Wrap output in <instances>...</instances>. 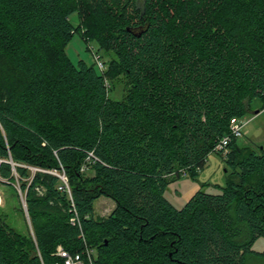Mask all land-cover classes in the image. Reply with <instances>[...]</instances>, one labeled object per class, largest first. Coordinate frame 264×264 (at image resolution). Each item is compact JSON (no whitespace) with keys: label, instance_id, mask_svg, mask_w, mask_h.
I'll list each match as a JSON object with an SVG mask.
<instances>
[{"label":"trees","instance_id":"trees-1","mask_svg":"<svg viewBox=\"0 0 264 264\" xmlns=\"http://www.w3.org/2000/svg\"><path fill=\"white\" fill-rule=\"evenodd\" d=\"M76 32L113 53L105 70L73 62ZM255 98L263 109L264 0H0V184L20 185L32 226L0 213V264H64L59 246L94 249V264H264L263 148L234 138L221 192L165 196Z\"/></svg>","mask_w":264,"mask_h":264},{"label":"rangeland","instance_id":"rangeland-1","mask_svg":"<svg viewBox=\"0 0 264 264\" xmlns=\"http://www.w3.org/2000/svg\"><path fill=\"white\" fill-rule=\"evenodd\" d=\"M70 20L77 26L79 24L78 13H71ZM66 49L73 62L77 63L80 59H83L89 64L97 65L95 54L99 51L98 44L95 41L87 43L80 32L74 34L67 44ZM98 54L101 55V60L106 62L105 67L107 68L109 60L114 56L113 53L99 51ZM115 82L116 85L111 88L110 97L113 100H120L126 93L127 86L123 77L118 78ZM261 108L262 102L259 98L251 101L250 110L242 118L246 123L242 129L243 136L238 140L240 147H251L258 150L260 148L264 149V108ZM258 110L260 111L256 113ZM229 151L230 149L228 153ZM227 167V163L222 154L213 151L208 156L205 167L196 177L183 173L180 178L174 179L169 183L165 191V196L175 207L182 208L189 198L199 190H204L209 193H219L227 181ZM16 190L8 185L0 184V213L7 216L8 224L16 231L25 236H30L32 233L30 217L28 219L26 212L24 214L22 211L25 200L18 183H16ZM115 206V201L110 197L101 196L94 202L95 215L106 217L112 212ZM252 249L257 251L264 250V236L257 239ZM247 264H258V262L256 258H249Z\"/></svg>","mask_w":264,"mask_h":264},{"label":"built area","instance_id":"built-area-1","mask_svg":"<svg viewBox=\"0 0 264 264\" xmlns=\"http://www.w3.org/2000/svg\"><path fill=\"white\" fill-rule=\"evenodd\" d=\"M95 60L99 68L103 71L105 70V62L101 60L100 55L95 54ZM246 121L242 119L233 120L230 132L224 135L220 141L216 144L214 148V152L222 154L224 158L228 155L229 144L234 138H241L243 136V126ZM94 154L91 152L90 155L86 158L85 162L81 166V171H87L90 163L94 159ZM60 178V182L58 184V189L60 191L66 192L72 200V191L69 184L68 176L66 175L65 171H52ZM74 206V203H72ZM75 218L72 219L74 222ZM57 254L60 255L64 259V264H94V257L96 255L95 250L87 247L80 253H71L66 250L63 246H59L57 249Z\"/></svg>","mask_w":264,"mask_h":264},{"label":"water","instance_id":"water-1","mask_svg":"<svg viewBox=\"0 0 264 264\" xmlns=\"http://www.w3.org/2000/svg\"><path fill=\"white\" fill-rule=\"evenodd\" d=\"M256 113H258V111H256ZM24 210H25L26 215H27V217H28V219H29V213H28V209H27L26 204H24Z\"/></svg>","mask_w":264,"mask_h":264},{"label":"bare ground","instance_id":"bare-ground-1","mask_svg":"<svg viewBox=\"0 0 264 264\" xmlns=\"http://www.w3.org/2000/svg\"><path fill=\"white\" fill-rule=\"evenodd\" d=\"M25 204H26V202H25Z\"/></svg>","mask_w":264,"mask_h":264}]
</instances>
